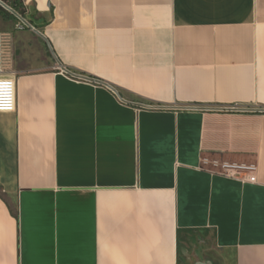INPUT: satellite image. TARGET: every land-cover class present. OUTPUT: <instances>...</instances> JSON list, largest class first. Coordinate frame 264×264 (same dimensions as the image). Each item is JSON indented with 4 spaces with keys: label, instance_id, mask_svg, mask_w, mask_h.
Segmentation results:
<instances>
[{
    "label": "crops",
    "instance_id": "obj_1",
    "mask_svg": "<svg viewBox=\"0 0 264 264\" xmlns=\"http://www.w3.org/2000/svg\"><path fill=\"white\" fill-rule=\"evenodd\" d=\"M22 3L0 264H264V0Z\"/></svg>",
    "mask_w": 264,
    "mask_h": 264
},
{
    "label": "built area",
    "instance_id": "obj_2",
    "mask_svg": "<svg viewBox=\"0 0 264 264\" xmlns=\"http://www.w3.org/2000/svg\"><path fill=\"white\" fill-rule=\"evenodd\" d=\"M6 6H4L3 3L0 2V7H2L5 11L15 15V17L18 19V29H23L25 26L30 27L21 14L17 13L12 8L7 6L8 8H10L9 10ZM63 73L71 76L66 71H63ZM16 107V80L11 77L0 76V113H14L16 111ZM222 169V175L227 178L236 179L242 183H256V167L253 165H238L225 163L222 165Z\"/></svg>",
    "mask_w": 264,
    "mask_h": 264
},
{
    "label": "trees",
    "instance_id": "obj_3",
    "mask_svg": "<svg viewBox=\"0 0 264 264\" xmlns=\"http://www.w3.org/2000/svg\"><path fill=\"white\" fill-rule=\"evenodd\" d=\"M7 6L12 8L17 13L21 14L23 10V3L22 0H3Z\"/></svg>",
    "mask_w": 264,
    "mask_h": 264
},
{
    "label": "water",
    "instance_id": "obj_4",
    "mask_svg": "<svg viewBox=\"0 0 264 264\" xmlns=\"http://www.w3.org/2000/svg\"><path fill=\"white\" fill-rule=\"evenodd\" d=\"M4 6H6L5 4H3ZM7 7V6H6ZM8 8V7H7ZM9 10H10V8H8ZM60 69L61 70H63V71H66L68 74H70L71 76H73V77H76V78H82V77H79V76H76V75H74L73 73H71V72H69L67 69H65L64 67H60Z\"/></svg>",
    "mask_w": 264,
    "mask_h": 264
}]
</instances>
